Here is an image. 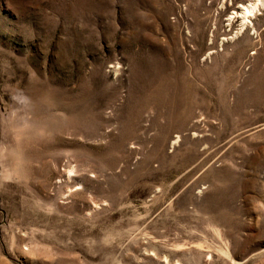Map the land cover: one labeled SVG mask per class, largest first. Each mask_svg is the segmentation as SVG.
<instances>
[{
  "label": "rangeland",
  "instance_id": "1",
  "mask_svg": "<svg viewBox=\"0 0 264 264\" xmlns=\"http://www.w3.org/2000/svg\"><path fill=\"white\" fill-rule=\"evenodd\" d=\"M255 1L0 0V264H264Z\"/></svg>",
  "mask_w": 264,
  "mask_h": 264
},
{
  "label": "bare ground",
  "instance_id": "2",
  "mask_svg": "<svg viewBox=\"0 0 264 264\" xmlns=\"http://www.w3.org/2000/svg\"><path fill=\"white\" fill-rule=\"evenodd\" d=\"M260 3H264V0H256L251 5H244L243 7L239 8L237 11H235V14L241 15L244 19H247L248 16L252 12H254L256 9H258V7L260 6ZM234 18H236V15L234 16ZM232 19H233V17L231 18V20Z\"/></svg>",
  "mask_w": 264,
  "mask_h": 264
}]
</instances>
